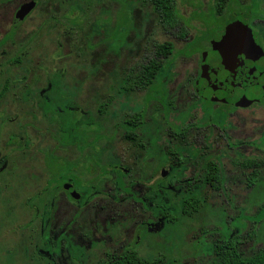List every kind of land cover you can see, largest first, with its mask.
<instances>
[{"label":"flooded vegetation","instance_id":"obj_1","mask_svg":"<svg viewBox=\"0 0 264 264\" xmlns=\"http://www.w3.org/2000/svg\"><path fill=\"white\" fill-rule=\"evenodd\" d=\"M13 1L15 0H0V5H10ZM72 1L75 3L70 6V14L76 12L85 17L86 1L92 0ZM112 1L118 3V0ZM142 1L152 5L164 32L179 31V37L185 39L188 31L198 30V36L186 40L185 46L178 52V55L185 58L195 57L194 71L174 86L171 78L162 79V85L165 87L162 98L150 96L156 87L157 75L151 82H142V85L134 81L141 76L147 77L146 74L130 76L125 91L132 92L136 88L148 91L141 113L120 126L117 125L124 129L126 140L143 152L140 162L135 165V176L134 168H126L118 163H98L99 159L104 158L103 152L101 153L104 144L96 142L98 137L94 144L85 145L93 149L95 145L96 151L98 148L100 153L90 154L92 158L84 156L90 164L85 165L87 169L99 166L92 181L95 185L81 186V179L75 174L77 164L72 161H66L71 166L69 174L63 178L58 177L55 166H59L60 158L57 157L59 159H56L55 165L52 162L56 157L53 152L49 150L45 154L48 179L43 192L26 202L34 212L26 224L34 228L29 234L26 233V237L31 241L36 237L39 239V251L44 250L49 259L53 260L52 264H56V256L60 259L66 246H72L76 257L85 263V246H90V242H87L86 234L82 231L81 216L84 212L80 209L87 206L91 208L99 204L98 212L95 211L96 220L100 219L102 212H108L105 217L113 220L112 209L117 211L118 207L124 205L128 217L131 218V207L134 204L139 209L135 213H142L143 216L133 227L134 237L128 239L119 249L109 250L106 259L95 264H119L127 258L167 264L164 254L158 258H145L135 249L149 234H162L165 230L163 221L166 218V204H175L172 222L176 226L174 230L178 231V226L182 223L184 228L188 226L189 231L194 234L199 232L194 240L204 237L206 251L211 252L212 260L215 256L211 247L225 237L222 225L229 216L224 214L226 206L264 204V0H208L206 5L200 0H172L171 4L177 16L174 26L166 24L151 0ZM126 2L130 3L128 0ZM40 4L41 0H25L16 7L11 29L0 39V49L13 39L16 30L31 17ZM27 6H31V10L22 20H18V13ZM128 6H122L120 10L121 21L127 23L131 30L127 17L130 12ZM182 7L191 9L187 19L182 16ZM110 12L111 9H105L106 19L99 18L95 25L100 22L108 27L109 22L106 21ZM118 28L117 20L114 29L108 32L113 41L117 40L112 36ZM15 60H20L19 56ZM52 87L49 83L41 92V96L45 95V91L52 90ZM6 90L5 87L0 92V98ZM49 100L45 98L44 102L50 106ZM232 118L241 121L239 125L243 129H246L248 124H254L255 129L248 137L234 140L227 132L229 127H233ZM61 128V135L66 134L63 125ZM71 133L74 134L73 131ZM28 143L27 139L23 145L17 147L24 152L31 147H28ZM82 144L81 141H73L61 143V146L74 145L84 151ZM11 156L10 153H0V176L7 171L12 161ZM17 160L13 162V169L9 172L13 185L2 183L5 180L0 178V226L12 225L9 230L15 238L11 248H6V245L1 247L2 255L12 257L14 262L21 258L22 231L18 193L21 174L20 162ZM106 164L115 165L114 169H102ZM105 204H110V208H105ZM211 204L222 205V224L217 229H196L191 226V222L197 220L199 213L209 211ZM54 211L57 212L54 214ZM61 211L66 216H72L62 226L58 217ZM259 211L260 206L257 213ZM36 222L38 226H34ZM233 231L238 230L234 227ZM239 234L242 240L245 239L243 232ZM72 235L78 241L70 245ZM46 242L50 243V250L47 251L42 245ZM25 248L27 251V247ZM174 262L180 264L176 260Z\"/></svg>","mask_w":264,"mask_h":264},{"label":"rangeland","instance_id":"obj_2","mask_svg":"<svg viewBox=\"0 0 264 264\" xmlns=\"http://www.w3.org/2000/svg\"><path fill=\"white\" fill-rule=\"evenodd\" d=\"M23 1L25 0H15L10 5H0V39L10 31L14 10ZM128 1L129 4L126 0H118V3L112 0L86 1L84 17L76 12L70 14V6L75 1L41 0L37 10L16 30L13 39L0 49V92L7 88L4 96L0 98V153L12 155L7 171L0 178L5 180L2 183L13 185L9 172L13 169V162L18 159L21 174L20 192L18 191L21 204L19 221L22 230L21 258L14 262L12 257L2 255L1 248L4 245L11 248L14 244L13 232L9 230L12 225L0 226V264H52L53 260L49 259L47 253L44 250L39 251V239L36 237L31 241L26 237V233L29 234L34 228L32 225H26L34 213L26 202L43 192L48 179L45 154L49 150L56 156L52 161L55 165L60 158L58 177L63 178L69 174L71 166L67 162L72 161L77 164L75 167L78 170L76 169L75 174L81 179V186L88 187L95 185L92 181L99 166L87 169L85 165L89 163L85 157L92 158L90 154L100 153V150L97 148L96 151L95 145L93 149L85 144H94L98 137L96 142L104 144L101 151L104 158L99 159L98 163H118L126 168H134L135 176V165L140 162L143 152L126 140L124 129L117 125L120 126L141 113L148 91L139 88L132 92L125 91L130 76L140 74L143 67L155 59L156 45L166 42L173 44L174 53L163 61V66L157 73L156 87L150 96L162 98L165 90L162 79L171 78L174 86L194 71L195 57L185 58L178 55V52L185 46L186 40L198 36V30L188 31L185 39L179 37V31L166 33L152 5L144 4L142 0ZM200 2L206 5L208 0ZM122 6L129 7L127 17L131 30L127 23L121 21ZM108 8L111 9L106 21L109 22L108 27L100 22L95 25L99 18L106 19L104 11ZM190 10L182 7L183 18L189 17ZM117 20L119 28L117 32L114 30L112 37L117 39L114 42L109 38L108 32L114 29ZM127 30L129 31L126 32ZM18 56L20 60H15ZM49 83L53 85L52 90L45 91V95L41 96V92ZM45 98L50 99V106L45 104ZM231 120L233 127H229L227 132L234 140L248 137L255 129L254 124H248L247 128L243 129L239 125L241 121L238 122L236 118ZM62 125L73 126L78 135H61ZM262 130L264 132V127ZM83 132H90V136L83 135ZM27 139L30 143L28 147H31L23 152L17 145ZM73 141H81L84 151L74 145L61 146V143ZM114 166L106 164L102 169H114ZM261 205L226 206L224 214L229 215L230 222L232 218L240 216L241 212L244 215L240 230L245 239L239 244L243 255H251L264 248V222L260 221V215L256 221L250 220ZM98 206L99 204H96L95 207L80 209L84 212L81 216L82 231L86 234L87 242H90V246H85V263L76 257L72 246H66L60 259L56 256V264H95L104 261L109 250L119 249L128 239L134 237L133 227L137 221L143 219L142 213H135L136 210L139 211L136 204L131 207V218L127 215L125 205L118 207L117 211L112 209L113 220L105 217L108 212H102L103 215L96 220ZM104 207L110 208V204H105ZM165 208L166 217L168 216L163 221L165 230L162 234H149L147 239L135 248L137 253L151 259L164 254L169 264H177L174 260L180 264L211 262L213 255L206 251L204 237L194 240L199 232L194 234L189 231L188 226L184 228L182 223L178 226V231L174 230L176 226L172 222L175 204H166ZM221 208V204L209 206V211L199 213L197 220L191 222V226L196 229H217L222 224ZM55 212L57 211H54V214ZM58 217L62 226L72 216H66L62 212ZM37 223L34 226H38ZM237 224L238 219L233 222V225ZM233 225H230L231 229H234ZM73 238L74 235L69 240L70 245L78 241L76 238L72 240ZM42 245L46 251L50 250V243ZM77 253L79 254V250Z\"/></svg>","mask_w":264,"mask_h":264},{"label":"trees","instance_id":"obj_3","mask_svg":"<svg viewBox=\"0 0 264 264\" xmlns=\"http://www.w3.org/2000/svg\"><path fill=\"white\" fill-rule=\"evenodd\" d=\"M152 3L155 5L157 11L161 14L162 18L165 20L167 25L174 26V21L176 19V13L174 12V7L172 6V0H151ZM173 46L172 44H162L157 45L155 48V59L151 60L149 64L143 67V69L140 71V73L146 74L147 77H138L135 79V83L139 82L142 85L146 82H151L152 78H154L158 71L163 66V61L167 59L172 53H173ZM163 59V60H162ZM63 128L65 129L66 134H70L73 136H77L78 134L75 132V128L73 126H68V128H65L63 125ZM68 130V131H66ZM73 131L74 134L71 133ZM59 169V167L55 166V169ZM174 209V207H173ZM262 213L264 215V204L260 206V211L256 213L250 220L254 221V219H257L258 215L261 216V220L264 222V217L262 218ZM244 215H240L236 218L231 219V222L226 219L223 222V239L220 243L214 244L211 249L212 253L214 254V259L212 262L205 263V264H264V248L258 249L256 252H254L251 255H243L240 251L239 244L242 241V237H240L239 233H242L240 227H242V223L240 222L242 220ZM168 217V216H167ZM166 217V218H167ZM238 219V224L233 225L234 220ZM235 226L236 230L233 231L231 229L230 225ZM248 234V233H247ZM119 264H155L153 262H144L139 261L137 259H131L127 258L126 260L122 261Z\"/></svg>","mask_w":264,"mask_h":264},{"label":"water","instance_id":"obj_4","mask_svg":"<svg viewBox=\"0 0 264 264\" xmlns=\"http://www.w3.org/2000/svg\"><path fill=\"white\" fill-rule=\"evenodd\" d=\"M31 6H27V7H25V8H23L19 13H18V15H17V19L18 20H22L23 19V17L27 14V13H29V11L31 10ZM74 191H71V193H73Z\"/></svg>","mask_w":264,"mask_h":264}]
</instances>
